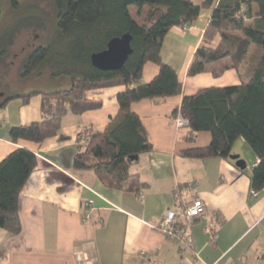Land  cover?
<instances>
[{"label":"crops","instance_id":"0c3cea01","mask_svg":"<svg viewBox=\"0 0 264 264\" xmlns=\"http://www.w3.org/2000/svg\"><path fill=\"white\" fill-rule=\"evenodd\" d=\"M211 12L201 8L192 23L172 27L163 38L161 60L177 74L181 93L130 106L151 144L128 167L145 184L137 192L108 186L92 169L73 164L84 150L81 136L103 132L116 116L122 86L88 90L86 98L101 107L66 114L58 133L40 144L8 138L10 126L41 119L40 96L28 102L12 99L0 108V161L18 147L33 151L39 160L20 193V231L11 234L0 228V264H264V190L252 196L249 185L258 158L249 155V165L244 161L245 168H239L230 158H241L235 143L228 158L184 156L183 150L207 146L211 135L191 134L189 126H177L179 113L173 115L183 96L242 79L224 59L202 73L188 72ZM157 73V65L145 63L141 82ZM196 198L205 212L185 220L182 209ZM169 208L176 211L182 236L159 228Z\"/></svg>","mask_w":264,"mask_h":264},{"label":"trees","instance_id":"16d2710c","mask_svg":"<svg viewBox=\"0 0 264 264\" xmlns=\"http://www.w3.org/2000/svg\"><path fill=\"white\" fill-rule=\"evenodd\" d=\"M52 2L57 40L35 47L24 61L22 75L28 77L45 67L52 77H67L70 82L65 88L51 91L3 93L0 108L12 99L28 102L36 95L41 98V119L10 126L11 142L40 144L58 133L66 114L101 107L99 101L86 98L88 90L122 86L123 90L116 95V116L103 132L87 138L84 150L75 155L73 164L92 169L108 186L139 191L145 184L129 173L128 167L134 161L130 156L150 150L151 144L130 106L140 100L181 93L177 74L161 60L162 41L172 27L189 25L206 7L212 10L211 16L189 65V74L202 73L207 65L224 59L241 76L240 66L251 45L258 48L251 57L247 81L205 87L182 97L173 115L180 113L188 120L191 134L207 131L211 135L207 146L183 150L182 154L228 158L233 144L242 137L258 158L249 176L250 188L264 190V0H203L201 4L192 0ZM131 6L136 8L140 21L133 17ZM125 33L131 36V53L123 66L115 71L95 68L91 55L104 50L110 39ZM148 62L157 65L158 73L150 81L141 82L143 66ZM38 163L36 154L26 147L13 149L0 161V228L11 234L20 231V193Z\"/></svg>","mask_w":264,"mask_h":264},{"label":"rangeland","instance_id":"374dc122","mask_svg":"<svg viewBox=\"0 0 264 264\" xmlns=\"http://www.w3.org/2000/svg\"><path fill=\"white\" fill-rule=\"evenodd\" d=\"M130 11L140 21L136 8L131 6ZM55 33L56 17L52 0H0V92L11 95L33 89L51 91L66 87L62 82L67 77L54 78L45 67L28 77L22 75L28 54L37 46L53 44L57 40ZM255 48L258 46L252 44L246 61L240 66L244 81L248 79V67L253 63H250L251 57L257 52ZM221 62L230 64V61ZM234 149L241 153L240 159L249 165L247 157L255 153L242 137L235 141Z\"/></svg>","mask_w":264,"mask_h":264},{"label":"water","instance_id":"95a60500","mask_svg":"<svg viewBox=\"0 0 264 264\" xmlns=\"http://www.w3.org/2000/svg\"><path fill=\"white\" fill-rule=\"evenodd\" d=\"M130 42L131 36L128 33L110 39L104 50L91 55V64L103 71L120 69L131 53ZM2 95L3 93L0 92V96ZM137 158L138 156H130L131 160H137ZM230 158L236 160V165L239 168H245V162L239 159L237 155H230Z\"/></svg>","mask_w":264,"mask_h":264},{"label":"built area","instance_id":"2783aa9c","mask_svg":"<svg viewBox=\"0 0 264 264\" xmlns=\"http://www.w3.org/2000/svg\"><path fill=\"white\" fill-rule=\"evenodd\" d=\"M176 124L177 126L181 127V126H188L189 122L186 118H184L180 113L176 116ZM81 141H86L87 136L83 135L81 136ZM252 196H256L257 195V191L255 190H251L250 191ZM205 212V206L202 202L201 199L196 198L193 199L192 202L190 204H188L182 211V216L185 220H192L195 217L200 216L201 214H203ZM84 220L87 222L88 221V214H84ZM177 214L176 211L173 209H167L165 211V213L163 214L161 220H160V224H159V228L167 233V234H175L178 236H182L183 233L178 230L177 227ZM189 239V241L191 240L189 236H187ZM197 256V255H196Z\"/></svg>","mask_w":264,"mask_h":264},{"label":"flooded vegetation","instance_id":"af4514ba","mask_svg":"<svg viewBox=\"0 0 264 264\" xmlns=\"http://www.w3.org/2000/svg\"><path fill=\"white\" fill-rule=\"evenodd\" d=\"M0 98H2V96H0Z\"/></svg>","mask_w":264,"mask_h":264}]
</instances>
